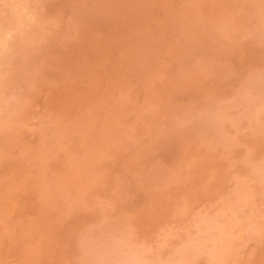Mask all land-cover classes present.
<instances>
[{"label":"rangeland","instance_id":"obj_1","mask_svg":"<svg viewBox=\"0 0 264 264\" xmlns=\"http://www.w3.org/2000/svg\"><path fill=\"white\" fill-rule=\"evenodd\" d=\"M31 1L0 61V264H264V0Z\"/></svg>","mask_w":264,"mask_h":264},{"label":"bare ground","instance_id":"obj_2","mask_svg":"<svg viewBox=\"0 0 264 264\" xmlns=\"http://www.w3.org/2000/svg\"><path fill=\"white\" fill-rule=\"evenodd\" d=\"M31 2H32V1H31ZM37 2H38V1H37ZM31 4H34V3H31ZM34 5H38V4H34ZM34 5H33V6H34ZM34 7H35V6H34ZM34 7H33V8H34ZM38 8H39V7H38ZM35 9H36V8H35ZM37 10H38V9H36L35 12H37ZM40 12H41V11H39V13H40ZM37 18H38V17H37ZM40 18H41V16H40ZM41 19H42V18H41ZM39 21H40V20H39ZM36 23H37V21H36ZM40 23H41V22H40ZM38 24H39V23H38ZM40 26H41V25H40ZM36 28H37V27H35V29H36ZM34 31H35V30H34ZM32 32H33V31H32ZM35 33L37 34V31H35ZM32 34H34V33H32ZM30 37H31V36H30ZM33 37H34V36H33ZM32 39H33V38H31L30 41H31ZM23 45H24V44H23ZM26 45H27V43H26ZM28 45H29V44H28ZM32 45H33V44H32ZM20 46H22V45H20ZM33 46H34V45H33ZM24 47H26V46H24ZM29 49H30V48H29ZM31 49H32V48H31ZM31 49H30V50H31ZM22 50H23V49H22ZM27 50H28V49H27ZM28 51H29V50H28ZM22 52H23V51H22ZM22 52H21V53H22ZM28 53H29V52H28ZM15 55H16V54H15ZM25 56H26V53H25ZM14 58H15V57H14ZM17 58H18V56H17ZM6 59H7V58H6ZM12 59H13V58H12ZM15 59H16V58H15ZM7 60H8V59H7ZM7 60H6V61H7ZM23 60H24V59H23ZM26 61H28V60H26ZM7 62H8V61H7ZM11 62H12V61H11ZM13 62H14V61H13ZM24 62H25V61H24ZM24 62H23V63L20 62V63H21V64H25L26 62H25V63H24ZM20 63H19V64H20ZM28 63H29V62H28ZM4 64H5V63H4ZM6 64H7V63H6ZM16 64H18V62H16ZM16 64H15V65H16ZM8 65H10V64H8ZM27 65H28V64H27ZM0 66H1V65H0ZM6 66H7V65H6ZM8 67H9V66H8ZM14 67H15V66H14ZM11 68H12V67H11ZM4 69H5V68H4ZM12 69H13V68H12ZM0 70H2V69H0ZM0 72H2V71H0ZM4 72H5V71H4ZM9 72H10V71H9ZM11 72H12V71H11ZM13 72H14V70H13ZM2 73H3V72H2ZM5 74H6V73H5ZM7 74H8V72H7ZM6 76H7V75H6ZM8 76H9V75H8ZM3 77H4V75H3ZM13 77H14V76H13ZM16 77H17V75H16ZM16 77H14V78H16ZM5 78H6V77H5ZM11 78H12V77H11ZM17 78H18V77H17ZM1 79H3V78H1ZM9 79H10V78H9ZM7 80H8V79H7ZM13 80H16V79H13ZM17 80H18V79H17ZM17 80H16L14 83H16ZM8 82H9V81H8ZM11 82H12V81H11ZM0 84H1V83H0ZM4 84H5V80H4ZM12 84H13V83H9L8 85L11 86ZM263 84H264V83H263ZM8 85H7V86H8ZM8 88H9V86H8ZM4 91H5V90H4ZM3 93H4V92H2V94H3ZM259 95H260V93H259ZM2 96H3V95H2ZM261 96H262V94H261ZM245 97H246V96H245ZM245 97H244V98H245ZM256 99H257V97H256ZM258 99H259V98H258ZM254 100H255V99H254ZM241 101H244V99L241 100ZM247 101H248V100H247ZM251 101H252V100H251ZM255 101H256V100H255ZM257 102H258V101H257ZM250 103H252V102H250ZM259 103H260V102H259ZM248 104H249V102H248ZM248 104H247V102H246V105H247V106H248ZM252 104H253V103H252ZM256 104H257V103H255V105H253V107H254V106L257 107L258 105H256ZM259 105H260V104H259ZM0 106H1V105H0ZM261 106L263 107V105H261ZM261 106H260V108H261ZM244 107H245V106H244ZM248 107H249V106H248ZM251 107H252V106H250L249 108L252 109ZM260 108H259V109H260ZM2 109H3V108H2ZM246 109H247V108H245V111H246ZM254 109H255V108H254ZM256 111H257V108H256ZM0 112H1V109H0ZM249 112H250V110H249ZM249 112H248V113H249ZM1 113H2V112H1ZM1 113H0V114H1ZM252 113H254V111H253ZM245 114H246V113H245ZM263 114H264V112H263ZM249 115H250V114H249ZM219 116H220V115H219ZM219 116H218V117H219ZM241 116H242V115H241ZM252 116H253V114H252ZM257 116H259V114H258ZM261 116H262V114H261ZM207 117H208V119H209V118L211 119L212 116L209 117V115H208ZM207 117H206V118H207ZM215 117H216V116H215ZM243 117L245 118V115H244ZM249 117L251 118V116H249ZM255 117H256V116H255ZM222 119H223V118H222ZM240 119H241V118H240ZM251 119H252V118H251ZM253 119H255V118H253ZM258 119H261V118H258ZM216 120L219 121L218 118H216ZM213 121H214V120H213ZM248 121H249V120H248ZM250 121H251V120H250ZM254 121H255V120H254ZM259 121H260V120H259ZM262 121H264V120L262 119ZM219 122H220V121H219ZM219 122H218V123H219ZM252 122H253V120H252ZM209 123L212 124L213 122H212V123L209 122ZM218 123H215V125L218 124ZM250 123H251V122H250ZM254 123H255V122H254ZM261 123H263V122H261ZM223 124H224V123H223ZM234 124H235V123H234ZM236 124H237V123H236ZM238 124H239V123H238ZM219 125H220V124H219ZM219 125H218V126H219ZM257 125H258V123H257ZM257 125H256V126H257ZM259 125H261V124H259ZM209 126H210V125H209ZM218 126H217V127H218ZM237 126H240V124L237 125ZM237 126H235V127H237ZM242 126H243V125H242ZM242 126H241V127H242ZM251 127H252V125H251ZM254 128H255V127H254ZM263 128H264V127H263ZM217 129L219 130V128H217ZM217 129H216V130H217ZM257 129H258V128H257ZM223 132H224V131H223ZM226 137H227V136H226ZM220 138H221V137H220ZM223 138H225V137H223ZM223 141H224V140H221V142H223ZM252 160H253V159H252ZM262 160L264 161V159H262ZM258 161H259V160H258ZM263 161H262V162H263ZM258 164H259V163H258ZM258 164H256V166H258ZM252 165H253V164H252ZM252 165L250 164V166H252ZM253 166H255V165H253ZM253 166H252V167H253ZM259 166H260V165H259ZM247 167H248V166H247ZM255 168H256V167H255ZM261 168H262V167H261ZM256 169H257V168H256ZM258 169H260V168L258 167ZM263 169H264V168H263ZM263 169H262V170H263ZM250 170H252V168H251ZM250 170H249V171H250ZM249 171H248V173H250ZM257 171H258V170H257ZM261 173H262V172H261ZM255 174H256V173H255ZM239 175H240V173H239ZM252 175H254V174H252ZM252 175H251V176H252ZM244 176H246V175H244ZM247 176H249V175L247 174ZM257 176H258V175H257ZM236 177H237V176H235V179H237ZM253 177H254V176H253ZM262 177H263V176L261 175V178H262ZM247 178H248V177H247ZM255 179H256V178H255ZM258 179H260V178H258ZM239 180L241 181L242 179H238L237 181H239ZM245 180H246V179H245ZM245 180H244V182H243V181H242V182L245 183ZM249 180H250V179H249ZM251 180L253 181L252 178H251ZM263 180H264V178H263ZM237 181H236V183H237ZM256 181H257V180H256ZM261 181H262V180H261ZM257 182H258V181H257ZM262 182H263V181H262ZM238 183H239V182H238ZM254 183H255V182H254ZM259 183H260V182H259ZM250 184H252V183L250 182ZM257 184H258V183H257ZM257 184H255V186H256ZM261 184H262V183H261ZM234 185H235V184H234ZM238 185H239V184H238ZM241 185H242V184H241ZM244 185H245V184H244ZM253 185H254V184H253ZM236 186H237V185H236ZM236 186H235V187L233 186L232 189L234 190V188H236ZM259 186H260V185H259ZM262 186H263V184H262ZM262 186H261V187H262ZM237 187H238V186H237ZM242 187H243V186H242ZM261 187H260L259 189H261ZM238 188H240V187H238ZM263 189H264V187H263ZM263 189L260 190V191H261V192L264 191ZM238 190H240V189H238ZM238 190H237V191H238ZM246 190H247V192H248V194H249L248 189H246ZM234 191H235V190H234ZM243 191H244V193H245V189H244ZM255 191L258 193L257 189H256ZM232 192H233V191H232ZM235 192H236V191H235ZM238 192H239V191H238ZM247 192H246V194H247ZM229 193H230V192H229ZM240 193H241V192H240ZM246 194H244V195H246ZM231 195H232V194H231ZM250 195H251V194H250ZM258 195H260V193H259ZM262 196H263V195H262ZM223 197L226 198V196H223ZM227 197H230V195H229V196L227 195ZM231 197H232V196H231ZM244 197H246V196H244ZM225 198H224V199H225ZM232 198H233V197H232ZM236 198H237V197H236ZM236 198H235V199H236ZM241 198H242V197H241ZM246 198H248V197H246ZM249 198H250V197H249ZM260 198H261V197H260ZM220 199H221V198H220ZM224 199H223V201H224ZM227 199H228V198H227ZM257 199H259V198H257ZM257 199H256V200H257ZM263 199H264V198H263ZM239 200H240V199H239ZM239 200H237V201H239ZM243 200H244V198H243ZM249 200L251 201V199H249ZM219 201H220V200H219ZM228 201H229V199H228ZM234 201H235V200H234ZM246 201H247V199H246ZM253 201H254V199H253ZM243 202H244V201H243ZM224 203H225V202H224ZM224 203H223V204H224ZM231 203H232V202H231ZM241 203H242V201H241ZM250 203L252 204V202H250ZM220 204H221V202H220ZM229 204H230V203H229ZM245 204H247V203H245ZM251 204H250V205H251ZM256 204L260 205L259 202L256 203ZM263 204H264V203H263ZM225 205H226V204H225ZM231 205H232V204H231ZM233 205H234V204H233ZM233 205H232V208H233ZM235 205H236V202H235ZM235 205H234V207L237 206V205H236V206H235ZM247 205H249V204H247ZM219 206H220V205H219ZM221 206H222V205H221ZM228 206H229V205H228ZM222 207H223V206H222ZM222 207H220V208H222ZM226 207H227V206H225V207L223 208V210L226 209ZM239 207H240V206H239ZM254 207H255V206H254ZM260 207H261V205H260ZM209 208H210V207H209ZM220 208H219L218 210H220ZM229 208H230V207H229ZM248 208H249V206H248ZM250 208H251V207H250ZM250 208H249V209H250ZM215 209H216V208H215ZM245 209H247V208H245ZM245 209H244V210H245ZM221 210H222V209H221ZM223 210H222L221 212H224V211H225V210H224V211H223ZM235 210H236V209H235ZM237 210H238V209H237ZM250 210H253V209L251 208ZM260 210H261V208H260ZM263 210H264V209L262 208V211H263ZM231 211H232V210H231ZM248 211H249V210H247L248 217H249V216H250V215H249V212H250V211H249V212H248ZM253 211H254V210H253ZM262 211H261V212H262ZM204 212H206V211H204ZM208 212H209V211H208ZM210 212H211V211H210ZM210 212H209V213H210ZM217 212H218V211L216 210V214H217ZM232 212H233V211H232ZM234 212H235V211H234ZM236 212L239 213L238 211H236ZM243 212H245V211H243ZM256 212H258V210H256ZM202 213H203V212H202ZM211 213H212V212H211ZM229 213H230V212H229ZM237 213H236V214H237ZM240 213H241V212H240ZM200 214H201V213H200ZM200 214H199V215H200ZM203 214H205V213H203ZM224 214H225V213H224ZM251 214H253V213L251 212ZM261 214H262V213H261ZM201 215H202V214H201ZM201 215H200V217H201ZM214 215H215V214H214ZM222 215H223V214H222ZM225 215H226V214H225ZM227 215H228V214H227ZM229 215H230V214H229ZM254 215H255V214H254ZM207 216H208V215H207ZM207 216H206V217H207ZM215 216H217V215H215ZM215 216H213V217H215ZM223 216H224V215H223ZM262 216H264V214H262ZM197 217H198V216H197ZM202 217H203V215H202ZM211 217H212V216H211ZM239 217H240V216H239ZM207 218H208V217H207ZM207 218H206V219H207ZM216 218L218 219V218H221V217H216ZM222 218H223V217H222ZM222 218H221V219H222ZM224 218H225V217H224ZM232 218H233V216H232ZM234 218H237V217H234ZM249 218H250V217H249ZM258 218H260V214H259V217H258ZM258 218H257V219H258ZM214 219H215V218H214ZM214 219H213V220H214ZM225 219H226V218H225ZM261 219H262V218H261ZM196 220H197V219H196ZM199 220H200V218H199ZM207 220H208V219H207ZM209 220H211L210 217H209ZM213 220H211V221H213ZM236 220H237V219H236ZM240 220H241V219H240ZM247 220H248V219H247ZM250 220H252V219H250ZM200 221H201V220H200ZM200 221H198V222L200 223ZM204 221H205V219H204ZM214 221H215V220H214ZM214 221H213V222H214ZM217 221H218V220H216V222H214V223H217ZM225 221H226V220H225ZM227 221H228V220H227ZM227 221H226V222H227ZM256 221H257V220H255V222H256ZM258 221H259V220H258ZM258 221H257V222H258ZM195 222L197 223V221H195ZM208 222H209V221H208ZM223 222H224V221H223ZM233 222H234V221H233ZM233 222H232V223H233ZM236 222H237V221H236ZM240 222H241V221H240ZM249 222H250V221H249ZM251 222H252V221H251ZM204 223H205V222H204ZM242 223H243V222H242ZM252 223H253V222H252ZM252 223H251V227H252V225H253ZM209 224H210V223H209ZM212 224H213V223H212ZM218 224H219V222H218ZM255 224H257V223H255ZM197 225H199V224H197ZM201 225H203L202 222H201ZM221 225H222V224H221ZM226 225H227V223H225V230H224V231H226V228H227ZM229 225H230V223H229ZM231 225H232V224H231ZM215 226H216V225H215ZM223 226H224V225H223ZM234 226H236V225H234ZM254 226H255V225H253V227H254ZM195 227H196V226H195ZM219 227H221V226H219ZM219 227H218L217 229H219ZM242 227H244V226H242ZM255 227H256V226H255ZM255 227H254V228H255ZM200 228H201V227H200ZM230 228H231V227H230ZM230 228H229V229H230ZM236 228H237V226H236ZM238 228H239V227H238ZM240 228H241V227H240ZM247 228H249V223H248V227H247ZM203 229H205V228H203ZM209 229H210V228H209ZM212 229H213V227H212ZM227 229H228V228H227ZM196 230H197V228H196ZM210 230H211V229H210ZM214 230H215V229H214ZM221 230H223V229L221 228ZM240 230H241V229H240ZM252 230H253V229H252ZM255 230H256V228L254 229V231H255ZM257 230H258V229H257ZM216 231H217V230H216ZM218 231H219V230H218ZM229 231H230V230H229ZM233 231H234V230H233ZM242 231H243V230H242ZM245 231H246V230H245ZM249 231H250V233H251L250 228H249ZM200 232H201V234H202L203 231H200ZM207 232H208V231H207ZM210 232H211V231H210ZM213 232L215 233V231H213ZM213 232H212V233H213ZM239 232H240V231H239ZM243 232H244V231H243ZM246 232L248 233V231H246ZM186 233H187V232H186ZM212 233H211V234H212ZM223 233H224V232H223ZM229 233H230V232H229ZM231 233H233V232H231ZM235 233H237V232H235ZM244 233H245V232H244ZM255 233H256V231H255ZM187 234H189V233H187ZM187 234H184V236H182V237H185V235L187 236ZM193 234H194V233H193ZM197 234H198V233H197ZM207 234H208V233H207ZM224 234H226V233H224ZM227 234H228V233H227ZM258 234H260V233H258ZM189 235H190V234H189ZM198 235H199V234H198ZM208 235H209V234H208ZM218 235H221V233L219 232ZM218 235H217V236H218ZM231 235H232V234H231ZM246 235H247V234H246ZM253 235H254V234H253ZM253 235H252V236H253ZM256 235H257V234H256ZM256 235H255V236H256ZM223 236H224V235H223ZM250 236H251V235H250ZM252 236H251V237H252ZM187 237H188V236H187ZM187 237H186V238H187ZM207 237H208V236H207ZM209 237H212V236H209ZM209 237H208V238H209ZM199 238H201V237L199 236ZM203 238H204V237H203ZM203 238H202V239H203ZM221 238H222V237H221ZM226 238H228V237L226 236ZM234 238H235V237H234ZM247 238H248V237H247ZM205 239H206V237H205ZM205 239H203V240L205 241ZM228 239H229V238H228ZM231 239H233V238H230V241H231ZM189 240L192 241V240L189 238V239H188V242H189ZM213 240H214V239H212L211 242H212ZM219 240H220V239H219ZM219 240H218V241H219ZM221 240H224V239H221ZM235 240H236V239H235ZM235 240H234V241H235ZM238 240H239V239H238ZM184 241H186L185 238H184ZM207 241H208V240H207ZM209 241H210V240H209ZM228 241H229V240H228ZM246 241H247V240H246ZM132 242H133V241H132ZM165 242H166V241H165ZM182 242H183V241H182ZM186 242H187V241H186ZM199 242H200V241H199ZM183 243H184V242H183ZM183 243H182V244H183ZM189 243H191V242H189ZM189 243H187V244H189ZM203 243H205V245H206L207 242H203ZM219 243H221V242H219ZM223 243H224V242H223ZM229 243H230V242H229ZM234 243H236V242H234ZM234 243H232V244H234ZM124 244H125V243H124ZM127 244H129V243H127ZM182 244H181V245H182ZM187 244L185 243L186 246H187ZM191 244H193V242H192ZM191 244H189V246H190ZM194 244H195V243H194ZM208 244H209V243H208ZM211 244H213V242H212ZM230 244H231V243H230ZM118 245H119V244H118ZM120 245L123 246L122 243H121ZM125 245H126V244H125ZM164 245H166V244H164ZM179 245H180V244H179ZM181 245H180V246H181ZM185 245H184V246H185ZM209 245H210V244H209ZM213 245H215V244H213ZM219 245H221V244H219ZM224 245H225V244H224ZM224 245H223V246H224ZM227 245H228V243L226 244V247H227ZM122 246H121V247L119 246V247L122 248ZM126 246H130V245H126ZM160 246H161V245H160ZM176 246H178V245H176ZM189 246H188V247H189ZM191 246H192V245H191ZM195 246H196V245H195ZM210 246H212V245H210ZM229 246H230V248H231L232 245H229ZM119 247L117 246V248H115V247L113 248V249L115 250V252H116V250H118ZM196 247L198 248V246H196ZM215 247H218V246H215ZM224 247H225V246H224ZM241 247H242V246H241ZM120 248H119V249H120ZM127 248H128V247H127ZM173 248H175V245H174ZM176 248H177V247H176ZM181 248H182V246H181ZM183 248H184V247H183ZM191 248H192V247H191ZM200 248H201V247H200ZM219 248H220V247H219ZM230 248H229V251H231ZM111 249H112V248H111ZM113 249H112V250H113ZM124 249H125V248H123V251H124ZM177 249H179V247H178ZM177 249H176V250H177ZM203 249H204V248H203ZM208 249H209V248H208ZM217 249H218V248H216V250H217ZM224 249H225V248H224ZM97 250H98V249H97ZM101 250H102V249H101ZM101 250H100V252H101ZM114 250H113V251H114ZM126 250H127V249H126ZM132 250H133V249H132ZM173 250H175V249H173ZM180 250H182V249H180ZM189 250H191V249H189ZM194 250H195V251H192V252L195 253L197 249H194ZM206 250H207V248H206ZM209 250H210V249H209ZM209 250H208V251H209ZM214 250H215V248H214ZM216 250H215V251H216ZM218 250H219V249H218ZM113 251L111 252V250H110L109 252H111V253H109V254L112 255ZM120 251H121V250H120ZM129 251H130V249H129ZM129 251H128V252H129ZM155 251H159V250H155ZM183 251H184V250H183ZM183 251H182V252L179 251V253L176 252V251H174V253H177L178 255L172 253V256H175V255H176L175 257H176L177 260H178V256H179V254H182ZM201 251H202V249H201ZM208 251H206V252L208 253ZM234 251H235V250H234ZM234 251H233V252H234ZM236 251H237V249H236ZM92 252H93V251H92ZM100 252H98V253H100ZM102 252H103V251H102ZM117 252H118V251H117ZM117 252H116V253H117ZM128 252H127V255H128ZM180 252H181V253H180ZM185 252H186V250L184 251V254H185ZM188 252H189V251H187V253H188ZM198 252H199V249H198ZM206 252H205V253H206ZM220 252H221V251H220ZM225 252H226V251H225ZM96 253H97V252H96ZM116 253L113 254L114 257H115V256H116V257L118 256V258H119L120 254L118 255V253H117V255H116ZM119 253H120V252H119ZM148 253H149V252H148ZM148 253H147V254H148ZM155 253H156V252H155ZM157 253H158V254H161L162 252H161V253L157 252ZM157 253H156V255H157ZM170 253H171V252H170ZM200 253H201V252H200ZM209 253H210V254H208V256H211V253H214V251H213V252L209 251ZM216 253H217V251H216ZM227 253H228V252H227ZM100 254H102V253H100ZM121 254L123 255V252H121ZM124 254H125V252H124ZM130 254H131V253H130ZM133 254H134V253H133ZM147 254H146V255H147ZM152 254L154 255V253H152ZM173 254H174V255H173ZM191 254H192V253H191ZM196 254H197V253H196ZM221 254H222V253H221ZM223 254H224V253H223ZM225 254H226V253H225ZM225 254H224V256H225ZM228 254H229V253H228ZM231 254H232V253H231ZM231 254H229V255H231ZM234 254H235V253H234ZM234 254H232V255H234ZM122 255H121V256H122ZM125 255H126V254H125ZM125 255H123V256H125ZM131 255H132V254H131ZM131 255H130V256H131ZM192 255H193V254H192ZM192 255H191V256H192ZM203 255H204V254H202V256H203ZM232 255H231V256H232ZM92 256H93V255H92ZM99 256H100V255H99ZM102 256H103V255H102ZM105 256L107 257L108 255H105ZM121 256H120V258H123V256H122V257H121ZM128 256H129V255H128ZM128 256H127V258H128ZM130 256H129V257H130ZM143 256H144V255L142 254V259H143ZM150 256H151V255H150ZM158 256H159V255H157V257L154 258L153 260L157 259ZM172 256L170 257V255H169L168 259H170V258L174 259ZM182 256H183V254L181 255V257H182ZM198 256H199V258H200L201 254L198 255ZM215 256H216L215 259H217V255H215ZM220 256H221V255H219V258H220ZM222 256H223V255H222ZM222 256H221V257H222ZM96 257H98V254H97ZM106 257H105V259H106ZM132 257H133V256H132ZM134 257H135V255H134ZM137 257H138V256H137ZM144 257H145V256H144ZM146 257H148V256H146ZM151 257H153V256H151ZM154 257H155V256H154ZM187 257L189 258V254L187 255ZM195 257H196V255H195ZM204 257H205L206 259H208L207 255L204 256ZM204 257H203V258H204ZM226 257H227V256H226ZM107 258H108V257H107ZM109 258H112V257H110V255H109ZM118 258H117V259H118ZM140 258H141V256H140ZM160 258H161V257L158 258L159 261H161ZM188 258L185 259V260L183 261V263H184L185 261L189 260V263L192 264V263H193V260L196 259V258H191V259H192V261H191V259H188ZM212 258H213V256H212ZM229 258H230V257H229ZM229 258H226V259H223V258H222V259H223L224 262H225V260H228ZM98 259H99V258H98ZM105 259H104V258L102 259V257H101V259H99V261H100V260H105ZM125 259H126V258H125ZM125 259L123 258V260H125ZM130 259H131V258H130ZM133 259H136V258H133ZM142 259H141V260H142ZM149 259H150V258H149ZM168 259L166 258V261H168ZM182 259H183V258H182ZM210 259H211V257H210ZM118 260H121V261L119 262L120 264H122V262H124V261H122V259H118ZM127 260H128V262H129V259H127ZM136 260H137V259H136ZM143 260H144V259H143ZM177 260H176V261H177ZM179 260H180V259H179ZM211 260H212V259H211ZM211 260H210V261H211ZM220 260H221V259H220ZM223 260H222V261H223ZM111 261H113V258H112ZM125 261H126V260H125ZM147 261H149V264H152V263H150V260L147 259ZM155 261H157L156 264L159 263L158 260H155ZM166 261L163 260V262H166ZM169 261H170V260H169ZM169 261H168V262H169ZM176 261H175V263H176ZM190 261H191L192 263H191ZM194 261H197V260H194ZM212 261H213V260H212ZM222 261H221V262H222ZM97 262H98V261H97ZM104 262H105V261H104ZM107 262H109V260L106 261L105 264H106ZM115 262H116V261H115ZM117 262H118V261H117ZM126 262H127V261H126ZM126 262H125V263H126ZM133 262H134V261H133ZM133 262H131V263H133ZM138 262H139V260H138ZM140 262H141V261H140ZM145 262H146V261H145ZM161 262H162V261H161ZM181 262H182V260L180 261V263H181ZM187 262H188V261H187ZM187 262H185V264H188ZM214 262H215V261H214ZM125 263H124V264H125ZM131 263H130V264H131ZM143 263H144V262H143ZM146 263H148V262H146ZM173 263H174V260H173ZM212 263H213V262H212ZM218 263H220V262L217 261V264H218ZM96 264H97V263H96ZM98 264H99V263H98ZM107 264H109V263H107ZM135 264H136V263H135ZM139 264H142V263H139ZM153 264H155L154 261H153ZM159 264H160V263H159ZM162 264H163V263H162ZM166 264H167V263H166ZM176 264H178V262H177ZM209 264H211V263H209ZM215 264H216V263H215ZM223 264H224V263H223Z\"/></svg>","mask_w":264,"mask_h":264},{"label":"clouds","instance_id":"obj_3","mask_svg":"<svg viewBox=\"0 0 264 264\" xmlns=\"http://www.w3.org/2000/svg\"><path fill=\"white\" fill-rule=\"evenodd\" d=\"M37 14L31 0H0V61L12 57L30 39Z\"/></svg>","mask_w":264,"mask_h":264}]
</instances>
